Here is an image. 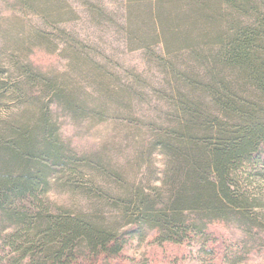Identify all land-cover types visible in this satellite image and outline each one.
I'll return each mask as SVG.
<instances>
[{
  "label": "trees",
  "instance_id": "16d2710c",
  "mask_svg": "<svg viewBox=\"0 0 264 264\" xmlns=\"http://www.w3.org/2000/svg\"><path fill=\"white\" fill-rule=\"evenodd\" d=\"M76 1L0 0V264H241L264 248V0ZM62 122L104 134L79 151Z\"/></svg>",
  "mask_w": 264,
  "mask_h": 264
},
{
  "label": "rangeland",
  "instance_id": "374dc122",
  "mask_svg": "<svg viewBox=\"0 0 264 264\" xmlns=\"http://www.w3.org/2000/svg\"><path fill=\"white\" fill-rule=\"evenodd\" d=\"M90 1H100L101 4L106 7V10L108 12H121L118 3L115 0ZM69 2H71L72 5L78 4L76 3V0H69ZM79 15L80 17H82V21L76 25L83 40H88V42H92V44L97 45L105 55L114 57V59L117 60L120 64L142 68V61L139 52H130L124 49L114 29H110L105 33L100 32V30L92 26V24L86 23L88 21H86L87 17L85 16V14L82 15L80 13ZM0 114H2L1 110ZM104 127L105 126H98L92 131L90 130L89 132L84 133V131L76 130L69 123L62 122L61 132L64 138L70 139L71 143L76 149H78L79 151H85L97 147V145L99 144V138H102V135L104 134ZM48 195L52 201L62 198V196L58 195V193H56L54 190H51ZM213 229L214 231L221 234L223 237L222 239L226 240L227 242L228 240L231 241L236 238H243L241 232L232 226H214ZM145 247V245L138 246L134 243L131 248L126 249V255L130 256L131 258L139 259L144 253L156 250L155 248ZM250 247H252V249H250L249 253L246 255L245 260H243L241 264H264V248H262L257 243L250 245ZM154 252L156 253L157 250ZM163 252L165 253V255L161 250H158L160 258L165 256L166 261L164 262V264H172L173 260H176V262L179 261V264H210L206 260H200L198 258H196V260L187 259L186 257L188 256V253L186 247L181 248L175 247L173 245H166L165 251ZM212 264L214 263L212 262Z\"/></svg>",
  "mask_w": 264,
  "mask_h": 264
}]
</instances>
